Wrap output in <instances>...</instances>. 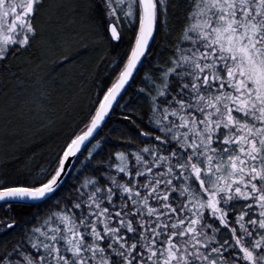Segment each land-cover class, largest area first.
Returning a JSON list of instances; mask_svg holds the SVG:
<instances>
[{
    "label": "snow or ice",
    "instance_id": "1",
    "mask_svg": "<svg viewBox=\"0 0 264 264\" xmlns=\"http://www.w3.org/2000/svg\"><path fill=\"white\" fill-rule=\"evenodd\" d=\"M33 128L0 264H264V0H0V136Z\"/></svg>",
    "mask_w": 264,
    "mask_h": 264
},
{
    "label": "trees",
    "instance_id": "2",
    "mask_svg": "<svg viewBox=\"0 0 264 264\" xmlns=\"http://www.w3.org/2000/svg\"><path fill=\"white\" fill-rule=\"evenodd\" d=\"M59 2V0H57ZM71 55V52H69ZM50 58H55L59 55V52H49ZM84 71L83 68H70L66 73V78L71 80V82L77 87L80 86V82L77 79L80 72ZM138 83V81H137ZM53 90L60 89L58 83H54L52 85ZM90 85L88 83L83 84V91L80 92L78 97L79 100H82L85 104L87 103V97L90 95L89 93ZM60 91H66L65 89H60ZM130 114V113H127ZM60 116H63L64 113L61 111L59 113ZM52 119L57 120V131L62 129L63 123L58 119L57 113H51ZM121 119L119 115V110L117 115L113 117V123L109 124V128L118 127L121 131L124 130V126L122 124H116V121ZM21 142L16 144L10 138L6 140L4 137L0 136V161L5 159L6 157L11 156L12 153H17L20 156V160L16 161L17 166L28 165L29 167H38L40 165L46 164L49 162L51 157L55 154V151L58 150V146L60 144V139L57 137L56 133L53 132L51 135L46 137V141L42 140L40 135L37 133L36 129H32L31 131H26L21 129ZM107 131V130H106ZM114 137H118L119 133H114ZM118 139H114L113 143H119ZM3 165L0 164V167Z\"/></svg>",
    "mask_w": 264,
    "mask_h": 264
},
{
    "label": "flooded vegetation",
    "instance_id": "3",
    "mask_svg": "<svg viewBox=\"0 0 264 264\" xmlns=\"http://www.w3.org/2000/svg\"><path fill=\"white\" fill-rule=\"evenodd\" d=\"M138 83H139V81H138Z\"/></svg>",
    "mask_w": 264,
    "mask_h": 264
}]
</instances>
